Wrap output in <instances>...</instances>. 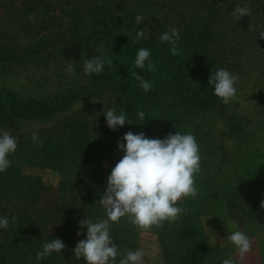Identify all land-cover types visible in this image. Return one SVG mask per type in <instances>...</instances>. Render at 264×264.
<instances>
[{
    "label": "trees",
    "instance_id": "1",
    "mask_svg": "<svg viewBox=\"0 0 264 264\" xmlns=\"http://www.w3.org/2000/svg\"><path fill=\"white\" fill-rule=\"evenodd\" d=\"M22 1L27 5L25 13L34 21L18 22L16 27L0 33V64L31 62L39 66L49 59L83 63L88 56H99L111 59L113 66L106 64L102 73L91 75L89 87L45 102L29 103L0 89V127L51 115L88 91L94 98L120 96L123 106L119 111L126 113L131 124L126 126L133 133L163 139L175 130L191 132L201 157L200 171L194 177L197 195L178 201L183 212L174 220L140 229L124 217L111 225V233L122 254L139 249L137 231H153L158 235L165 264H202L207 256L204 217L211 215L214 205L224 196L218 181V147L207 139L209 132L205 128L211 126L205 124L210 113L222 108L208 80L218 68L237 76L242 70L254 71L256 66L261 68L259 75L264 79V38L260 36L264 31V0ZM52 1L58 2L54 11ZM237 6L248 7L249 15L234 18L231 13ZM156 8L163 13L160 19L153 16ZM137 15L145 19L140 27L149 30L145 32L147 38L139 41L135 39ZM17 27L26 34L25 42L13 41L12 33L18 31ZM35 27H39L38 35L31 37ZM172 27L181 36L175 51L157 39ZM140 48L150 49L154 69L135 67L134 58ZM137 73L151 82L148 92L139 86ZM238 81L241 82L237 77ZM260 92L264 94V86ZM260 105L264 108V103ZM140 111L145 113V121L137 118ZM241 126L239 121L231 124V133L240 132ZM104 132L110 133V129L104 128ZM106 137L99 141L94 136L93 122L75 117L56 139L19 145L32 144L0 173V204H5L0 207V216L6 215L10 221L8 228L0 229V264H37L36 253L42 243L60 238V229L53 223L62 221L67 232L73 234L79 229L78 220L103 216L99 200L104 193L105 175L111 160L120 156L115 148L118 137ZM25 167H48L59 175L57 202L50 213L40 205L42 180L26 174ZM77 202L85 208H79ZM45 222L53 224L48 227L49 233L43 231ZM76 243L71 239L64 242L66 248L61 254L53 253L39 264H71L70 260L86 264L82 258L78 262L73 259ZM68 252L66 262L64 255Z\"/></svg>",
    "mask_w": 264,
    "mask_h": 264
},
{
    "label": "rangeland",
    "instance_id": "2",
    "mask_svg": "<svg viewBox=\"0 0 264 264\" xmlns=\"http://www.w3.org/2000/svg\"><path fill=\"white\" fill-rule=\"evenodd\" d=\"M51 6L54 11L58 7V2L52 1ZM25 7L27 5L22 0H0V33L18 22L34 21L30 17L32 15L25 13ZM153 14L160 19L163 13L156 8ZM17 28L18 31L12 33L13 41L25 42L26 34L23 33L22 28ZM33 31L36 33L31 37L38 35L39 27H35ZM157 39L159 40V37ZM72 65L74 71L69 73L63 60H44L39 63V66L31 62L0 64V89L11 91L19 99L29 103L65 97L82 87H89L91 81L90 76L83 74L82 61L72 62ZM248 65L246 64L245 68ZM260 69L256 66L254 71L250 68L246 72L242 70L236 76L241 81L236 82V96L227 104L219 100L222 110L211 112L208 121L205 122L211 125L205 127L209 132L207 139L213 140L218 147V181L219 189L224 196L214 205L211 215L204 217L207 256L202 264H221L222 259L230 255L235 257L237 264H264V209L261 208V201H264V108L260 105L264 103V94L260 92V88L264 86V79L259 75ZM85 93L86 96L72 101L51 115L22 119L11 125L0 127V130L9 131L18 142L16 152L9 159L13 162L25 154L32 144L20 147L19 145L33 141V134L38 137L37 141L56 139L66 123L75 117L90 119L93 122L94 136L99 141H105L108 138L106 136L110 135L118 137L116 140L118 142L126 132H132V129L126 125L116 131L110 130V133L104 132V128H109L102 115L103 108L106 111L116 107L119 111L123 106L120 96L105 95L94 98L88 91ZM236 121L241 123L242 130L232 134L231 124L233 125ZM115 148L117 150V143ZM119 154L120 156L110 162L108 173L105 175L104 191L111 169L123 155L120 151ZM25 168L26 174L42 180L40 205L45 212L50 213L57 202L59 175L48 167ZM65 194L67 195V192ZM3 205L5 204H0V207ZM76 205L79 208H85L80 206L79 202ZM66 207L67 204L63 209ZM61 219L63 220L64 217ZM61 222L53 224L60 229L59 237L63 242H68L70 239L76 242L81 239L76 235L79 229L69 234L67 227ZM52 225L45 222L43 231L48 232L50 229L48 227ZM76 227H79V220L76 222ZM235 230L245 232L252 242L250 252L243 258L239 257L227 239L221 240ZM136 233L140 239L139 249L144 253L143 264H165L158 235L153 231H137ZM69 254L68 252L64 255L66 262ZM69 263L73 264L71 260Z\"/></svg>",
    "mask_w": 264,
    "mask_h": 264
},
{
    "label": "clouds",
    "instance_id": "3",
    "mask_svg": "<svg viewBox=\"0 0 264 264\" xmlns=\"http://www.w3.org/2000/svg\"><path fill=\"white\" fill-rule=\"evenodd\" d=\"M249 13L248 7L237 6L231 15L240 19ZM143 21H145L143 15L136 16L137 41L147 38L145 32L146 30L149 32L148 28L140 27ZM260 36L264 38V31ZM180 39V32L175 27L159 36L160 42H167L171 46V51H175ZM65 64L69 73L74 71L72 61H65ZM106 64L113 66V61L99 56H88L83 61V74L84 76L100 74ZM134 65L141 70L146 67L154 69L150 49H138ZM135 75L139 86L148 92L152 88L151 82L138 73ZM236 80L237 77L228 69L218 68L211 72L208 85L212 87L213 95L227 104L237 94ZM102 113L107 127L112 131L131 125L127 122L126 113L118 112L116 107L106 111L103 108ZM137 118L145 121V113L138 112ZM33 140H38L36 134H33ZM17 147L16 137L9 131L0 130V173L12 165L9 157L16 152ZM117 150L123 155L111 169L106 189L99 200L104 209L103 216L95 220L85 216L79 221L76 235L78 237L83 235L84 238L79 239L72 249V256L76 262L82 258L86 264H143L142 250L134 249L121 253V246L118 247L113 241L111 225L124 217L140 229H148L165 220H174L183 212L178 206V201L197 195L194 177L200 171L201 157L196 137L191 132L175 130L174 133L160 139L150 138L143 132L129 131L117 142ZM261 208L264 209V201H261ZM15 219L12 217V223H15ZM9 224L8 216H0V229L8 228ZM224 239L234 247L240 258L251 250V239L241 230L228 233L227 237L221 240ZM65 248L62 239L49 238L42 243L41 250L36 253L37 264L53 253L61 254ZM221 264H237V260L230 255L222 259Z\"/></svg>",
    "mask_w": 264,
    "mask_h": 264
}]
</instances>
